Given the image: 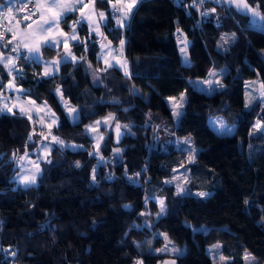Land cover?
<instances>
[{"label": "trees", "instance_id": "trees-1", "mask_svg": "<svg viewBox=\"0 0 264 264\" xmlns=\"http://www.w3.org/2000/svg\"><path fill=\"white\" fill-rule=\"evenodd\" d=\"M256 2L264 10V0ZM95 5L108 16L103 30L112 46L125 42L129 75L116 66L101 70L99 46L85 23L78 28L84 43L71 45L77 59L62 62L58 74L43 78L40 63L17 61L22 97L47 102L58 119L50 132L64 146L52 143L51 163L41 164L37 184L21 188L13 182L18 157L36 156L49 131L26 115L0 114V264H214L206 252L214 245L227 258L215 264H246V253L252 264H264V132L253 130L255 121L264 126V106L244 105L246 81L264 82V30L221 0H141L123 26H114L111 4ZM71 22L62 28L69 31ZM177 29L188 40V65L173 37ZM58 53L42 49L45 59ZM221 69L223 87L212 94L191 85ZM10 80L0 64V81ZM58 87L77 108L78 122L68 120ZM182 93L183 115L175 122L168 99ZM109 114L128 129L120 128L119 142L110 131L98 155L85 126ZM216 116L234 126L233 134L210 126ZM184 140L198 149L192 163ZM116 147H124L120 155ZM181 166L190 172L192 193L208 196H180L164 183ZM156 197L166 209L160 218ZM166 241L183 253L155 254Z\"/></svg>", "mask_w": 264, "mask_h": 264}, {"label": "snow or ice", "instance_id": "snow-or-ice-1", "mask_svg": "<svg viewBox=\"0 0 264 264\" xmlns=\"http://www.w3.org/2000/svg\"><path fill=\"white\" fill-rule=\"evenodd\" d=\"M95 2L96 0H89V3H85L84 0H35L33 3V0H17V3L20 4V7L17 8V12H25L26 14L20 17V19H15V15L13 13V7L9 6L5 11L0 12V28L3 30H0V48H6L8 44H13V41H16L15 44H13V47L9 49V52H15L18 53L17 56L13 57L9 55L6 59L4 58V55L2 52H0V64H3L5 68L8 69L9 75L12 76V80L8 82V84H4L2 81H0V90H3L5 88L7 89H13L16 92L22 91V89H19L16 84L15 80L17 78L16 75H12L15 71L17 75L22 73L23 69H17L16 68V61L20 58L19 57V51L21 48H24L27 50V55L25 56V60L29 61L31 63L39 64L41 63V50L42 48H59L63 47L66 49V52L63 56V63L67 64L69 62V57L71 60L75 61L77 58L74 54L71 53L70 50L67 49L69 39L73 41L79 40L80 43H84L83 40H80L78 33L76 32L77 26L80 25L82 22H86L88 26L91 28L93 32H96L99 35H102L100 33V24L99 20L97 19V16L100 20L106 19L105 13L103 11L96 12L95 10ZM105 2L112 5L115 12H122L123 16L117 20V23L120 24V26L124 25V20L128 18L132 8L135 7L138 0H115V3H113V0H105ZM204 0H200V3L203 4ZM219 3L220 0H217ZM226 2L229 4V6H235L236 10L240 13H242L245 16L250 15L253 21H255L257 18L260 21H264V10L261 9V4L257 3L256 0H226ZM29 4L32 5V8L29 9ZM0 7H3L0 5ZM91 11L88 14L84 13V9L90 8ZM212 11H215L213 9ZM73 12H79L80 13V19H76L75 17H69L68 14ZM113 13V14H114ZM204 15H207V13H204ZM35 17V19H33ZM72 19V23L69 25L70 29V36L68 33H64L61 29L60 25L61 22L67 23L68 19ZM15 19V24H12V20ZM7 21V25L3 23V21ZM21 20L30 23H24L23 27L21 28ZM10 25V26H9ZM179 32L180 30L177 29ZM6 33H11L10 38L6 39ZM232 39H235V34L231 37ZM223 39V37H222ZM178 40L181 44L184 45V47H181L180 51L181 53L185 54L187 52V41L186 39L182 37H178ZM111 42H109L110 45ZM124 41H120V50L122 52L124 47ZM109 45H101L102 48H108V52L105 54V56H111L112 55V49L109 47ZM59 55V53H58ZM82 59V58H81ZM46 64L45 70L43 75L49 76L54 75L53 68H55L56 71L59 70V65L61 63L60 60H53L50 62H44ZM105 63L108 67H112L113 65L105 59ZM119 66L124 69V74L129 75L126 67V61L119 62ZM210 77L217 76V73L215 72H209L208 74ZM202 83H207L209 86L213 84V80L208 79L207 81H204ZM215 83L219 85L220 87H223V85H220V81L216 80ZM252 83L250 82L248 87L252 86ZM203 91V89H201ZM215 90V89H211ZM57 93L60 94L61 99H63V94L59 88L56 89ZM259 96L255 97L256 100L259 101L261 105H264V82L260 83L259 88ZM7 97H4V100H7ZM18 103L13 104L12 107H17L21 115H27V118L29 120L32 119L31 115H28L29 111L31 109L26 108L24 105L27 104V101H20L19 97H16ZM172 100H175V98H170ZM253 97L251 94L248 95L246 107L250 106L253 102ZM184 103V96L183 94L179 98V102L173 103L172 107L174 109L173 115L177 118L183 115L181 111L178 109L182 108ZM32 105H35V101H31ZM12 107L9 106L8 103H3V107H0V112H3L7 110L8 112L12 111ZM65 108H68L69 113H73L76 111L75 108L70 107L67 102L64 104ZM43 108L48 109L49 115L51 117L50 123L48 124V127L51 128L52 125L56 124L57 121L55 119V114L51 113V110L48 108L47 102L43 104ZM126 111V110H125ZM78 119V117H77ZM115 119V117L112 114H109L107 118H105L103 121H95L94 125L87 126L88 132H98V127L103 123L105 125H109V121ZM39 122L41 125L44 124L43 118H40ZM219 123L220 128L217 129L218 132H221V134H231L233 129L229 127L228 125H225L223 121H214L212 126L215 128L216 124ZM127 127V125H125ZM261 122L257 121L255 128L260 129ZM115 131L117 136V142H119V136H120V125L117 123L115 125ZM51 136V139L53 142L64 146V141L61 140L59 137L54 136L49 131L48 135L44 136V139L47 140L48 137ZM102 134H97L95 136L96 144L94 145V148L96 150V153L99 155V144L100 141L103 140ZM29 140L32 139V135H29ZM185 145H190V140L184 141ZM74 147V146H73ZM189 152L188 161L189 163H192L195 161V149L189 147L186 149ZM41 151L45 153H50V149L48 145H44ZM117 153L120 152V149L115 150ZM28 153H25L24 157H21L20 159H25L27 157ZM91 155V153H90ZM99 160H104V157L102 155L99 156ZM51 163V161H48ZM99 162V161H98ZM80 163L76 162V167H80ZM36 173H32L30 175H26L22 178V183L26 186H31L36 184V176L40 172L39 165L36 166ZM95 171L96 169L93 168L92 170V179L95 180ZM137 175H139L137 173ZM165 183H171V181H165ZM183 191V189H181ZM191 194V193H187ZM199 196H208L209 193H197ZM160 213H165L166 209L164 207V201L160 200ZM129 207V206H125ZM143 214V213H142ZM165 239L167 237L165 236ZM216 248H219V245L214 246ZM168 250L167 244L164 248L159 249V251L164 252ZM174 252H178L179 249H172ZM15 255V253H13ZM227 258L223 255L219 256L220 261H225ZM244 259L246 261L255 259L251 256V254L246 253ZM136 264H143L142 260H137ZM165 264H168V262H165ZM171 264H175V261H172Z\"/></svg>", "mask_w": 264, "mask_h": 264}, {"label": "rangeland", "instance_id": "rangeland-1", "mask_svg": "<svg viewBox=\"0 0 264 264\" xmlns=\"http://www.w3.org/2000/svg\"><path fill=\"white\" fill-rule=\"evenodd\" d=\"M140 1H141V0H138V2L136 3L135 7L137 6V4H138ZM34 2H35V0H33V3H34ZM84 2H85V3H89V0H84ZM126 2H127V0H126ZM95 4H96V2H95ZM0 5L3 6V7H0V10H4V11H5L9 6H12V7H13V13H14V12L17 10V8H19V6H20L19 3H17V0H1V1H0ZM28 7H29V9H31V8H32V5L29 4ZM94 7H95L96 12L103 11V12L105 13V17H106V19H104V20H100L99 17L97 16V19L99 20V24H100V33H102V35H99V34H97L96 32H93V31L91 30V28L88 26V24H87L86 22H82V23H85V24L88 26L90 33H91L92 35H94V37L96 38V42H97V44H98V46H99L98 58L101 60V70L104 71V70H106V69L111 68V67H108L107 64L105 63V59H107V61L110 62L113 66H116V67L120 68V69L124 72V69L121 68V67L119 66V63H117V61H119V62L122 63V62H124V61H126V60L124 59V57H123V55H122V52H121L120 48H114V47L112 46L111 43H110V45H109V42H110V41H109V39L106 37V34H105L104 30H103V26L107 24L108 16H107V14H106V12H105L104 10H100V9H98V8L96 7V5H95ZM135 7H134V8H135ZM134 8H132V10H133ZM110 9H111V11H112L111 18H112V22L114 23V26H120V24L117 23V20L120 19V18L123 16V13H122V12H115V13H114V9H113L112 5H111ZM132 10H131V11H132ZM90 11H91V7H90V8H86V9H84V13H85V14H88ZM113 13H114V14H113ZM70 14H75V15H76V19H80V13H79V12H73V13H70ZM68 15H69V14H68ZM34 18H35V17H34ZM15 19H20V18H19V17H15ZM15 19L12 20V24H15ZM126 21H127V19L124 20V23H125ZM72 22H73V21H72ZM72 22H71V23H72ZM71 23H70V24H71ZM4 24L7 25V21H6V20L4 21ZM23 24H24V23L21 21V28L23 27ZM9 26H10V25H9ZM251 26H252L253 28L258 29V30H264V27H263L262 21H260L258 18H257L255 21H253V19H252ZM60 27H61V29L63 30L64 33H68L69 36H70V30H69V31H65V29L62 28L61 25H60ZM78 28H79V25L77 26V29H76V32H77V33H78ZM78 35H79V34H78ZM10 36H11V33H6V39H7V38H10ZM79 38H80V37H79ZM183 38H184V37H183ZM184 39H186V38H184ZM80 40H82V39L80 38ZM186 41H187V47H188V40L186 39ZM15 43H16V41H13V44H15ZM75 43H80V41H79V40H77V41H73V40L69 39L67 49L71 51V45H72V44H75ZM13 44H8L6 48H0V52L3 53L5 59H6L9 55H11V56H13V57H15V56L18 55V53H15V52H9V49H11V48L13 47ZM102 44H103V45H109V47L112 49V55H111V56H105V54L108 52V48H102V47H101ZM181 47H184V45L181 44V43H179V44H178V48H179V53H180L181 61H182V63H183L184 65H188V64H189L188 53L186 52V57H187V58H185V54H184V53H181V51H180ZM42 49H43V48H42ZM52 49H55V50H57V51H60V52H61V55H56V56L53 57V58L45 59V58L43 57V55H42V50H41V61H42V62H41L40 64L42 65V67H41V77H43V78H49V77H52V76L58 74V72H59V70L56 71L55 68H53V72L55 73L54 75L44 76L43 73H44L45 66H46V64H45L44 62H50V61H53V60H60L61 63H62V61H63V56H64V54H65V52H66V49L63 48V47L52 48ZM71 53H72V52H71ZM26 55H27V50L24 49V48H21L20 51H19V57H20V58L23 57V58L25 59V56H26ZM20 58H19V59H20ZM19 59H18V60H19ZM18 60H17V61H18ZM17 61H16V68H17ZM69 62H73V60H71L70 57H69ZM61 63H60V65H61ZM1 65L4 67L3 64H1ZM60 65H59V67H60ZM127 65H128V62L126 61V67H127ZM113 66H112V67H113ZM4 69H5V70L7 71V73L9 74L8 69L5 68V67H4ZM17 69H18V68H17ZM127 71H128V68H127ZM209 72H215V73H217V76H215V77H210L209 75H207V77L204 78V79H195V80L190 81V82H191V85H192L195 89H197V90H199V91H202L201 89H203L202 92H204V93H206V94H208V95H209V94H212L215 90L221 88L219 85H217V84L215 83V81H216V80H219V81H220V85H221V78H222L223 75L225 74L223 69H221V70H210ZM90 73H91V76H92L93 83H94V84L97 83V79H96L97 76H96L95 71H94L92 68H90ZM15 74H16V72L14 71L12 75H15ZM208 74H209V73H208ZM11 77H12V76H11ZM208 79L213 80V84H212L211 86H209L207 83H202V82H204V81H207ZM250 82H254V83H252V86H251V87H248V85H249ZM245 87H246V90H245V97H244V105H245V107H246V103H247V99H248V95H249V94H251V96L254 98V99H253V102L256 101L255 97H258V96H259V94H260V93H259L260 82H259V81H256V80L246 81V83H245ZM18 88H19V87H18ZM58 88H59V87H58ZM19 89H20V88H19ZM56 89H57V88H56ZM56 89H55V93H56V95L58 96V98H59V100H60V103H61L62 106L64 107V104H65V102H67V101L64 100V99H61V96H60L59 93H57ZM211 89H215V90L213 91V90H211ZM5 91H6V88H5ZM21 93H22V91H20V92H16L15 90H10V91H6V92H0V107H3V103H5V102L8 103L10 107H12L13 104L18 103L16 97H19V100H20V101H23V97H22ZM182 94H183V96H184V103H183V106H184L185 101H186V97H185V93H182ZM182 94H180V95L177 96V97H172V98H175V100L168 99L169 109H170V111H171V115H172V117H173V119H174L175 122H177L178 119H179L180 117L177 118V117H175V116L173 115L174 109H173L172 105H173V103H177V102H179V98L181 97ZM4 97H7L8 99H7V100H4ZM253 102H252V103H253ZM67 104H68L70 107L76 109L75 112H73V113L70 114L69 111H68V108H65V107H64V108H65V112H66V115H67L68 120H69L71 123H76V122H78V121H79V113H78L77 108L74 107V106H72V105H70L68 102H67ZM24 106H25V105H24ZM183 106H182V108L178 109V110L181 111L182 113H183ZM262 106H264V105H262ZM248 107H249V106H248ZM246 108H247V107H246ZM15 113H20L17 107H12V111H11V112H8L7 110H5V111H3V112H0V114H15ZM77 117H78V119H77ZM107 117H108V116H107ZM107 117H104V118H101V119H98V120L103 121V120H104L105 118H107ZM98 120H96V121H98ZM214 121H223V123H224L225 125H228V124L223 120V118H222L221 116H216V117H213V118H210V119H209V124H210V126H211V127L217 132V133L221 134V132H218V131H217V129L220 128L219 123L216 124V127H215V128L212 126V124H213ZM32 122H33V121H32ZM256 123H257V121L254 122L253 130H254V131H259V132H264V126H263L262 124H261L260 129H256V128H255ZM94 124H95V121L92 122V123H89L88 125L85 126V131H86V133L89 135V137L92 139V141H93V145L96 144L95 136H96L98 133H99V134H102L103 137H104L103 140L100 141V143H103V141L107 138V135L110 133V131H111L112 134L114 135V132H115V125H116V124L113 122V120L109 121V125H105V124L102 123V124L98 127V132H88V131H87V126H89V125H94ZM228 126L231 127V128L234 130V126H230V125H228ZM120 128H123L124 131L128 129V127H125V125H121ZM231 134H233V131H232ZM231 134H227V135H231ZM46 135H48V133H46V134L43 135V142H42V144L39 146V148L37 149V153H36L37 155H36V156H33V157H37V156L40 154V150H41L42 146H43L45 143L48 142V139L50 138V136L48 137L47 140H45V139H44V136H46ZM159 141L163 142V138H162L161 136L159 137ZM184 141H185V140H184ZM184 141H183V144H185ZM50 142H53V141H50ZM53 143H55V142H53ZM179 143H182L180 139H173V144H177V145H178ZM189 147L195 149V152L198 150L196 147H192L191 144H190V145H186V148H189ZM116 149H120V152L117 153V152L115 151ZM123 150H124V147H116V148H114L113 153H114L115 155H120V154L123 152ZM24 156H25V154L20 155V156L18 157V160H17V162H18V167H19L20 170H21V169H24V168H26V167L28 166V161H27V160L29 159V156H32V155H31V153L29 152L28 155H27V157H26L25 159H20L21 157H24ZM187 161H188V160H187ZM188 163H189V161H188ZM20 170H19V171H20ZM19 171H18V172H19ZM18 172H17V173H18ZM17 173H16V174H17ZM165 181H171V183H165ZM165 181H164V183H165L166 185L173 186L174 189H175V193H176L177 195H180V196L188 195L187 193H191V194H193V195H195V196H197V197H202V196L197 195V193H205V192H202V191H200V192H193V193H192V191L189 189V184H190V182H191L190 172H189L188 168H186L185 166H181V167L177 168V169L174 171V173L172 174V176H171L169 179L165 180ZM37 182H38V180H37ZM36 184H37V183H36ZM23 186H24V188L27 187L26 185H23ZM181 189H183V191H181ZM154 200L158 203V206H159V210H158V214H157L156 218H160L161 216H163V215L165 214V213H163V214L160 213V204H159V201L162 200V199L156 197V198H154ZM164 207H165V206H164ZM166 244H167V246H168V250H166V251H164V252H161V251H159V249H158V250L154 251V253H155V254H168V255H175V254L181 255V254L183 253V250H180V249H179L178 252H174V251H172V249H174V248L176 249V247H175L172 243H170L169 241H166L165 244H164V246H163L162 248H164ZM214 246H216V245H214ZM214 246H210V247H208L206 252H207V254H208L210 257H212V259H213V261H214V264H215L216 262H219V261H220V260H219V256H221L220 254H215V253H217V252H219V251L221 250V246H222V245H219V246H220L219 248H216V247H214ZM162 248H160V249H162ZM177 249H178V248H177ZM253 261H254V259H253V260H248V261L245 260L246 264H247V263H248V264H252ZM165 262H168V264H171V262H169V261H165ZM165 262H162V263H159V264H165ZM135 264H136V263H135Z\"/></svg>", "mask_w": 264, "mask_h": 264}, {"label": "crops", "instance_id": "crops-1", "mask_svg": "<svg viewBox=\"0 0 264 264\" xmlns=\"http://www.w3.org/2000/svg\"><path fill=\"white\" fill-rule=\"evenodd\" d=\"M221 1L224 4H226L227 6H229V4L226 2V0H221ZM231 7L234 10H236L235 6H231ZM238 13L241 14V15H243L240 12H238ZM248 17L251 18L250 15H248ZM251 20H252V18H251ZM226 41H227V43L230 42V40L228 38L226 39ZM127 68H128V65H127ZM0 92H6V91H5V89H3V90H0ZM23 101H27L28 102L27 104H25V107L31 109V111H29L28 115H31V117H32L31 120L33 121L34 126L37 129H43V130H46V131H51V130L57 128V126H58V119L56 118V116H55V119H56L57 123L54 124V125H52L51 128L48 127V124L50 123L51 117L49 115L48 109L43 108V104L44 103H37L35 101V105H32L31 104V101H34V100L31 99V98H24V97H23ZM40 118H43V120H44V124L43 125H41L39 122H37V121L40 120ZM50 141H52L51 136L48 139V142L45 143L44 145H48V147H49V149L51 151V145H52L53 142H50ZM43 146H42V148H43ZM49 154L50 153H45V152H43V151L40 150V154L37 157L29 156V159L27 160L28 161V166L26 168H24V169H21L17 174L14 175L13 182L17 186H19L21 188H24V186H23L24 184L22 183V178L24 176H26V175H30L32 173H36V167L35 166L38 164L39 165V168H40V172L36 176V183H37V180H38V178H39V176L41 174V164L42 163H47L49 161ZM35 185L27 186L25 188L32 187V186H35Z\"/></svg>", "mask_w": 264, "mask_h": 264}, {"label": "built area", "instance_id": "built-area-1", "mask_svg": "<svg viewBox=\"0 0 264 264\" xmlns=\"http://www.w3.org/2000/svg\"><path fill=\"white\" fill-rule=\"evenodd\" d=\"M113 3H115V0L113 1ZM20 5V4H19ZM20 7V6H19ZM26 13L25 12H17V10L14 12V15H15V17H22L23 15H25ZM33 19H35L34 17H33ZM23 23H30V21H28V22H25V21H23V20H21ZM3 23H4V21H3ZM0 30H3L2 28H0ZM173 37H174V40L176 41V42H178V43H180V41L178 40V37H183V33L181 32V31H177V30H175L174 31V33H173ZM118 48H120V46L118 47Z\"/></svg>", "mask_w": 264, "mask_h": 264}, {"label": "water", "instance_id": "water-1", "mask_svg": "<svg viewBox=\"0 0 264 264\" xmlns=\"http://www.w3.org/2000/svg\"><path fill=\"white\" fill-rule=\"evenodd\" d=\"M10 90H13V89H7V88H6V91H10ZM114 137H115V139L117 140L116 131L114 132ZM119 137H120V136H119Z\"/></svg>", "mask_w": 264, "mask_h": 264}]
</instances>
